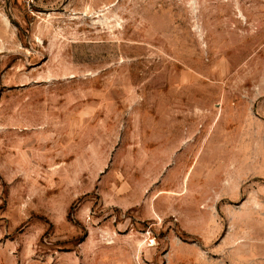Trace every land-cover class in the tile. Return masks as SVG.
I'll list each match as a JSON object with an SVG mask.
<instances>
[{"label": "rangeland", "instance_id": "obj_1", "mask_svg": "<svg viewBox=\"0 0 264 264\" xmlns=\"http://www.w3.org/2000/svg\"><path fill=\"white\" fill-rule=\"evenodd\" d=\"M0 264H264V0H0Z\"/></svg>", "mask_w": 264, "mask_h": 264}]
</instances>
